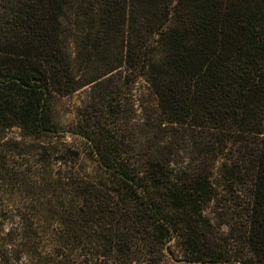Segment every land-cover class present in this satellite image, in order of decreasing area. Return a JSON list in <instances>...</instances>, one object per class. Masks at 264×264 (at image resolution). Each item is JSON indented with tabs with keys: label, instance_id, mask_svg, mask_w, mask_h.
<instances>
[{
	"label": "trees",
	"instance_id": "1",
	"mask_svg": "<svg viewBox=\"0 0 264 264\" xmlns=\"http://www.w3.org/2000/svg\"><path fill=\"white\" fill-rule=\"evenodd\" d=\"M125 82L155 99L137 124ZM212 162L246 186L237 236L205 216ZM0 260L264 264V0H0Z\"/></svg>",
	"mask_w": 264,
	"mask_h": 264
},
{
	"label": "rangeland",
	"instance_id": "2",
	"mask_svg": "<svg viewBox=\"0 0 264 264\" xmlns=\"http://www.w3.org/2000/svg\"><path fill=\"white\" fill-rule=\"evenodd\" d=\"M126 84L128 85L123 89L125 92L122 98L123 109L132 117L134 123L137 124L136 121L143 120L149 113L151 114L154 112L155 99L150 95L149 89L144 82H139L137 84L127 82ZM119 85L122 87V83ZM87 104H89V89H83L72 97L62 99L58 102V117L62 122L67 124L74 122L77 111L85 108ZM20 132L21 131L18 129L8 132V140L14 146H20L23 149H26L31 142L23 139ZM71 139L72 138L67 137V140L70 141ZM140 142L142 143V147L147 146L150 142V136L144 133ZM29 166L34 168L33 162H29ZM207 168V173H209L211 169L213 170L212 178H215L214 184L217 187L213 192V200L206 206L205 216L212 219V222L217 226H220L226 234H234L237 236L244 229L246 223L245 218L249 201L246 186L239 182V180L232 179L231 177H222L218 180V163L212 162ZM33 170L35 171L37 169L34 168ZM24 178L28 185L32 184L39 187H35L37 188L35 189L36 192L39 193L41 191L40 188L42 187V182L40 179L34 176H24ZM6 193L7 194L3 197L5 199L3 202L4 204H19L21 202L20 193H18V191L8 188ZM7 214L9 218L15 215V208L10 206ZM10 228V224L6 226V230H9ZM0 263H2L1 260Z\"/></svg>",
	"mask_w": 264,
	"mask_h": 264
}]
</instances>
